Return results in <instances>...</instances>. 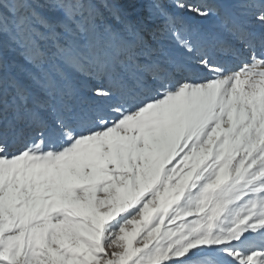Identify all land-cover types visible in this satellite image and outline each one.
<instances>
[{
    "label": "snow or ice",
    "instance_id": "obj_1",
    "mask_svg": "<svg viewBox=\"0 0 264 264\" xmlns=\"http://www.w3.org/2000/svg\"><path fill=\"white\" fill-rule=\"evenodd\" d=\"M178 7L0 0V264H264L255 0Z\"/></svg>",
    "mask_w": 264,
    "mask_h": 264
},
{
    "label": "rangeland",
    "instance_id": "obj_2",
    "mask_svg": "<svg viewBox=\"0 0 264 264\" xmlns=\"http://www.w3.org/2000/svg\"><path fill=\"white\" fill-rule=\"evenodd\" d=\"M169 2L173 5V10L176 12L178 16H182L185 20L195 23V18L189 15L186 11L180 9L178 6L182 4H196L203 5L210 3L211 0H169ZM261 7L260 0H255V9L253 13L250 14L248 23L256 28H264V24H261L259 20L260 12L259 9ZM163 40L165 43L180 57L189 60L192 64H196L198 62V58L200 56V51H196L194 53H189L184 48V41L190 38V33L185 26H181L176 28L173 31H165L163 34ZM198 75H206V71L197 70ZM83 86L85 89V97L89 100L95 99V89L96 88H106L108 86L107 80L102 77H85L83 80ZM105 108H108L110 102L97 100ZM187 219H191V217H187ZM179 223V221H177ZM140 240V237L137 238V241Z\"/></svg>",
    "mask_w": 264,
    "mask_h": 264
}]
</instances>
